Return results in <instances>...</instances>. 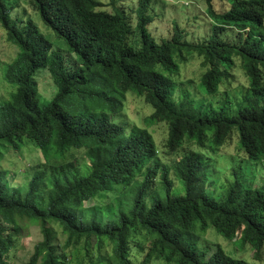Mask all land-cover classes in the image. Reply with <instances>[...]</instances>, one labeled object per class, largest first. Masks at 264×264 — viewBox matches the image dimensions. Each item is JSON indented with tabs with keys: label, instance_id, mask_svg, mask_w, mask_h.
<instances>
[{
	"label": "trees",
	"instance_id": "1",
	"mask_svg": "<svg viewBox=\"0 0 264 264\" xmlns=\"http://www.w3.org/2000/svg\"><path fill=\"white\" fill-rule=\"evenodd\" d=\"M116 1L110 0V13L99 10L96 0H29L75 57L70 64L32 18H13L0 0L6 39L20 49L5 76L16 91L0 105V146L20 151L32 145L46 160L26 186L11 185L0 171V264H8L30 224L39 227L42 240L24 264H135L138 259L139 264H249L221 246L208 257L200 240L210 227L227 239L240 236L264 263V174L257 183L258 167L264 169V0H231L224 14L207 0V13L217 25L198 43L187 41L179 25L171 38L157 43L150 31L154 0H138L133 20ZM229 29L231 39L224 36ZM193 57L201 60V89L209 97L230 84L232 71L240 67L249 83L241 101L199 107L186 91L176 97V84L167 74H176ZM40 69L49 71L58 89L45 106L35 78ZM129 91L153 107L151 120L168 125L170 153L188 142L203 147L208 139L221 148L236 135L252 167L235 168L224 195L211 196V160L191 150L173 165L184 194H171L174 183L166 166L161 177L167 197L149 206L146 198L160 167L156 142L146 129L128 132L113 121ZM74 95L83 108L68 111L64 104ZM72 149L85 152L84 174L73 161L48 160ZM117 185L125 190L103 206L107 213L101 207V219L98 210L85 207Z\"/></svg>",
	"mask_w": 264,
	"mask_h": 264
},
{
	"label": "rangeland",
	"instance_id": "2",
	"mask_svg": "<svg viewBox=\"0 0 264 264\" xmlns=\"http://www.w3.org/2000/svg\"><path fill=\"white\" fill-rule=\"evenodd\" d=\"M9 12L13 18H32L40 27L41 32L54 44V50L63 53L66 56L68 63H74L75 57L69 54L64 43L58 40L56 35L43 23L40 15L34 10L29 0H5ZM101 3L99 10H104L112 13L114 6L110 4V0H96ZM138 0H117L116 7L128 13L132 20L135 18L133 12L137 7ZM213 8L218 14H224L231 7V0H213ZM207 0H154L151 7L150 15L154 18V22L150 26V31L157 43H161L163 39H169L173 35L175 25H179L185 32V39L189 42H203L208 40L212 35L213 26L217 22L212 19L207 13ZM228 39L233 36L232 30H227ZM20 49L16 44L9 42L6 39L5 29L0 23V105L9 100L11 94L16 91V87L8 84L5 76L9 65L12 64L18 57ZM240 68V67H239ZM232 71V79L230 84H226L221 88L217 96H207L201 89V76L204 69L201 68V60L193 57L189 63L181 66L180 70L172 76L176 84L175 96L179 95L180 91H186L196 99L197 106L211 102H219L229 100L232 104L241 101L245 92V87L248 86V79L241 69ZM163 71V69H160ZM36 81L38 85L39 101L42 106L49 104L55 99L58 94L57 86L52 79L47 69H40L36 73ZM120 96L121 95H117ZM174 96V97H175ZM124 107L119 114H115L113 121L126 128L130 132L134 127H139L149 131L157 145L158 162L160 163L159 174L153 183V189L149 191L146 201L149 206L153 205L156 200H165L167 197V187L162 179V170L167 166L170 169V178L174 186L171 194L179 196L184 194V183L174 175L173 165L187 152L193 150L203 153L211 160L209 169L210 178L208 185V193L211 196L222 197L224 189L232 182V172L240 165H249L244 151L240 148L238 137L234 135L232 140L221 148L210 146V140H206V145L198 146L194 142L186 143L185 147L177 152L170 153L166 147L168 140V125L166 123L156 122L151 120L153 107L147 104L144 99L137 95L134 91H129L125 94ZM68 111L82 109V103L78 95H74L72 100L64 104ZM211 137L212 133L208 134ZM50 162L65 163L69 161L75 162L84 174L85 165L88 160L84 150H67L64 153L51 154L48 157ZM44 154L40 149L32 145L23 146L20 151L0 146V171L6 174L11 185L20 186L28 181L37 171L39 164H45ZM263 164L258 167L260 170L257 183H260L261 174H264V169L261 170ZM250 175V174H248ZM139 182L142 179H138ZM26 183V184H25ZM130 186L128 190H131ZM125 190L122 185H117L112 191L101 193L97 198L89 200L85 203L87 208H95L98 210V217L102 218L100 213L101 207L114 203L116 199ZM107 213L109 208L103 207ZM42 240L40 229L37 225L30 224L25 228L21 236L16 240L14 249L9 253L8 264H24L29 261L34 253L35 245ZM148 244L145 238L142 239ZM221 246L230 256L243 259L249 264H264L254 258V250L251 245L244 244L240 238L227 239L219 234L216 229L210 227L207 233L200 240V247L204 250L208 257L213 255L217 248ZM141 259H138L135 264H139ZM153 264H177L175 262H166L165 260L156 261Z\"/></svg>",
	"mask_w": 264,
	"mask_h": 264
}]
</instances>
